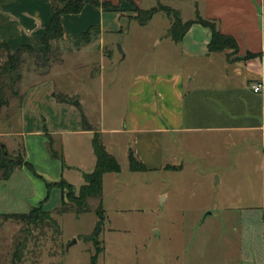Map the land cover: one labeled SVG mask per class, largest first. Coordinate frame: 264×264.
Returning <instances> with one entry per match:
<instances>
[{"label":"rangeland","instance_id":"1","mask_svg":"<svg viewBox=\"0 0 264 264\" xmlns=\"http://www.w3.org/2000/svg\"><path fill=\"white\" fill-rule=\"evenodd\" d=\"M123 1L133 7L131 0ZM110 14L104 16L107 30L100 51L87 47L64 58L62 52L75 47L60 43L59 59L47 66L35 65L27 57L13 86L16 93L7 81L0 97V144L16 160L23 159L26 150L18 122L20 98L28 85L51 75L54 65L58 67L51 79L57 97H67L62 88L72 91L93 128L108 129L104 137L115 143L111 149L120 171L104 180L100 230L96 232L100 220L95 211L100 199L89 198L87 211L79 215L73 210L61 213L59 188L50 189L45 212L9 217L28 214L46 196L44 179L51 180L44 166L16 167L7 179H0V264H90L93 255L94 264H241L239 208L261 202L262 166L256 144L219 133L167 135L165 163L181 166L130 171L126 154L130 136L108 132L124 127L127 91L134 76L184 65L165 42L155 44L166 33L170 19L165 12L144 25L128 13L119 18ZM99 37L94 31L89 34L94 46ZM62 58L65 62L59 66ZM201 81L207 82L206 77ZM74 146L75 141L66 144L54 136L58 152L73 156ZM79 185L66 192L76 194Z\"/></svg>","mask_w":264,"mask_h":264},{"label":"crops","instance_id":"2","mask_svg":"<svg viewBox=\"0 0 264 264\" xmlns=\"http://www.w3.org/2000/svg\"><path fill=\"white\" fill-rule=\"evenodd\" d=\"M131 1L142 9L161 2L178 10L182 20L197 16L213 20L222 34L235 39L237 50L209 52L207 44L211 31L199 23H193L182 39L175 42L167 35L168 20L166 33L155 40V44L160 46L165 42L171 54L177 56L184 66L134 76L127 91L124 127L111 128L109 130L115 132L108 133H122L126 139L130 136L131 141H126L127 159L131 150L148 170L170 164L164 159L167 135L219 133L232 138L241 136L256 144L255 153L259 155L262 166L259 182L261 202L239 208V234L243 257L241 264H264V0ZM121 2L115 8L86 4L79 13L62 14V44L71 43L91 26L99 28L97 34L100 36L96 46L90 38L87 43L73 44L75 49L63 51L62 57L87 47L100 51L102 35L107 30L105 13H111L114 18L125 13L130 18L133 15V7L126 1ZM50 3L51 0H0V43L7 44L11 52L21 45L42 50L40 40L50 18ZM145 4L149 6L144 7ZM64 58L59 66L65 62ZM55 67L58 66L51 68V75L56 71ZM51 75L28 85L20 98L18 122L23 127L26 146L23 160L32 169L44 166L45 173L51 178L47 181L64 179L72 185H81L84 182L82 174L90 172L95 166L91 144L93 132H99L106 150L116 157L111 149L115 143L112 139H105L104 133L108 129H94L87 121V116L79 109L80 103H74L75 94L72 91L65 93L66 89L62 88L60 90L65 91L59 93L67 97H57V87ZM205 77L207 82L202 83L201 79ZM255 82H262L259 92H253L250 87ZM49 121H52L50 126ZM85 122L91 130L85 127ZM54 136L66 144L75 141L73 156L54 149ZM49 138L53 150L61 158L51 155ZM111 173L103 175V188L105 178ZM50 189L46 185L45 198L33 207L42 205L43 208ZM251 195L254 197L255 193L251 192Z\"/></svg>","mask_w":264,"mask_h":264},{"label":"trees","instance_id":"3","mask_svg":"<svg viewBox=\"0 0 264 264\" xmlns=\"http://www.w3.org/2000/svg\"><path fill=\"white\" fill-rule=\"evenodd\" d=\"M133 5L132 19L136 20L139 24L144 25L152 18V16L159 12H165L170 19V26L167 30V35L175 42H179L186 31L193 23H199L206 26L211 31V38L207 44L209 52H221L227 49L233 52L237 50V43L232 36L222 34L215 21L204 19L200 16L194 19L182 20L178 10L168 6H153L148 9L139 8L136 4L131 1ZM92 4L101 8H115L110 1L107 0H51L50 3V18L43 28V35L40 43L43 47L42 50L38 51L29 45H21L14 52H11L7 44L0 43V97L2 96V90L5 82L10 83V87L16 93L14 84L21 78V67L27 57H31L35 61V65L47 66L49 62L58 60L60 56V43L63 41V31L60 16L62 14H76L79 13L84 5ZM91 31L99 32V28L91 26L78 36H76L71 43L79 45L81 43H87L90 38L89 34ZM250 55V54H249ZM4 83H3V82ZM2 98V97H1ZM87 129H92L91 126L86 124ZM92 149L96 158L94 168L87 173H83L82 177L84 182L79 186L78 192L75 194L70 191L66 192V188H71L72 184L68 183L64 179L58 181H47L45 183L48 189L52 187H58L61 191V205L59 211L65 213L69 210L75 211L76 215H79L88 209L89 198H99L100 202L96 208V214L99 220L102 222L104 209L101 203V195L103 189V175L105 173L120 171V164L116 157L109 153L97 131L93 132L91 140ZM49 151L52 156H61L53 150L51 146V139L48 141ZM25 164L31 168L28 162H24L23 159L16 160L10 156L5 145L0 144V176L2 179L9 177L14 168ZM128 166L130 171H147L146 165L139 160L134 153L129 150L128 152ZM168 167V166H167ZM36 211L45 212L42 205L32 207L28 214L18 213L10 214L9 217L22 219L28 218ZM31 219V218H30ZM95 263V255L90 258V264ZM13 264V263H12Z\"/></svg>","mask_w":264,"mask_h":264},{"label":"built area","instance_id":"4","mask_svg":"<svg viewBox=\"0 0 264 264\" xmlns=\"http://www.w3.org/2000/svg\"><path fill=\"white\" fill-rule=\"evenodd\" d=\"M250 87H251L253 92H259L261 90V87H262V82L252 83Z\"/></svg>","mask_w":264,"mask_h":264},{"label":"water","instance_id":"5","mask_svg":"<svg viewBox=\"0 0 264 264\" xmlns=\"http://www.w3.org/2000/svg\"><path fill=\"white\" fill-rule=\"evenodd\" d=\"M119 48H120V46H119ZM77 102H78L77 100L74 101V103H77ZM100 227H101V221H99L97 223V230H96V232H98L100 230Z\"/></svg>","mask_w":264,"mask_h":264}]
</instances>
